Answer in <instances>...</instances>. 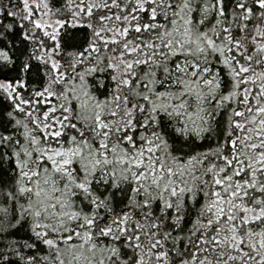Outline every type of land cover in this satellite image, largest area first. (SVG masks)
<instances>
[{
	"label": "snow or ice",
	"instance_id": "1",
	"mask_svg": "<svg viewBox=\"0 0 264 264\" xmlns=\"http://www.w3.org/2000/svg\"><path fill=\"white\" fill-rule=\"evenodd\" d=\"M0 264H264V0H0Z\"/></svg>",
	"mask_w": 264,
	"mask_h": 264
}]
</instances>
